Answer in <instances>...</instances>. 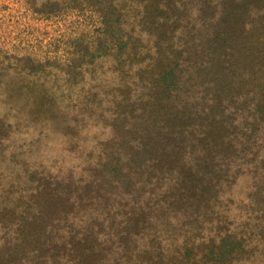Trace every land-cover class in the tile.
<instances>
[{
	"label": "rangeland",
	"instance_id": "1",
	"mask_svg": "<svg viewBox=\"0 0 264 264\" xmlns=\"http://www.w3.org/2000/svg\"><path fill=\"white\" fill-rule=\"evenodd\" d=\"M0 264H264V0H0Z\"/></svg>",
	"mask_w": 264,
	"mask_h": 264
}]
</instances>
